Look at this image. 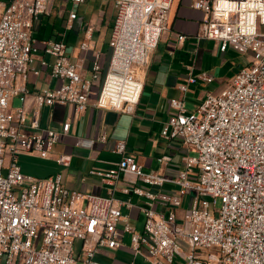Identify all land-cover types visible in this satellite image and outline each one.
Segmentation results:
<instances>
[{
    "label": "built area",
    "instance_id": "obj_1",
    "mask_svg": "<svg viewBox=\"0 0 264 264\" xmlns=\"http://www.w3.org/2000/svg\"><path fill=\"white\" fill-rule=\"evenodd\" d=\"M110 1L117 12L107 68L96 59L86 78L63 40L46 41L45 52L54 58L50 76L59 84L33 93L29 78L40 74L33 27L53 0H0V264H103L95 260L97 252L123 247L126 236L134 257L148 264H264V0H193L204 14L199 38L218 42L223 53L250 55V61L194 112L186 110L184 98L170 100L174 112L162 136L198 153L186 157L178 176L144 172L124 141L116 145L121 159L115 168L90 172L112 187L107 195L71 190L62 174L35 178L22 172L20 156L49 159L60 139L43 127L42 109L70 105L83 113L92 98L99 109L133 113L138 105L140 69L157 49L175 0ZM200 80L211 83L212 77ZM180 90L185 95L187 85ZM15 98L18 108L12 107ZM70 126L65 123L63 131ZM55 160L69 166L71 157ZM166 184L175 190L163 191ZM131 196L144 202L142 232L122 210L133 206ZM185 196L191 197L189 207L179 216ZM156 203L168 212L157 211ZM211 248L219 253L207 254Z\"/></svg>",
    "mask_w": 264,
    "mask_h": 264
},
{
    "label": "crops",
    "instance_id": "obj_2",
    "mask_svg": "<svg viewBox=\"0 0 264 264\" xmlns=\"http://www.w3.org/2000/svg\"><path fill=\"white\" fill-rule=\"evenodd\" d=\"M192 3L193 0H175L167 29L162 34L157 49L152 53L149 64L140 69L144 89L134 112L96 108L94 98L83 113L76 112L70 105H54L42 109L40 113L43 127L56 130L60 139L49 159L24 155L29 164L26 173L21 166L25 175L31 176L29 173L34 172L40 175L37 178H48L62 174L65 186L71 190L107 195L112 187L90 172L107 171L116 167L121 159L116 151V145L120 141L126 143L127 153L135 157L144 172L174 178L184 170L185 146L178 140H168L162 136L165 124L174 112L170 100L184 98L186 107L189 95L195 94L197 109L211 93L198 91V84L212 85L217 81L220 83L228 74L233 78L245 66L240 63L236 68L230 64V60L237 54L234 50L228 49L223 53L218 42L199 38L204 31V14L194 9ZM72 12L76 13L75 19H70ZM116 12L115 4L110 0H84L82 3L53 0L47 12L34 23L33 38L37 49L34 68L40 69V74L30 76L29 90L36 93L59 84L50 76L54 58L45 52L46 41L63 40L66 44V55L86 78L90 77L91 67L96 59L105 70L111 58L109 41ZM179 36H185V39L180 40ZM83 43L88 44V49L81 48ZM210 54L217 55L220 63L209 60ZM42 61L47 63L46 67L41 66ZM203 74L211 76L212 82L201 81ZM190 78H197L198 83L189 84ZM219 83L217 93L228 86L225 84L226 86L220 87ZM182 85L188 87L185 95L180 90ZM15 100L16 98L12 100V107ZM34 108L30 98L27 103L29 113ZM65 123L71 125L67 133L63 131ZM59 155H69L70 165L59 164L55 160ZM163 157L166 158L165 161L160 162ZM34 161L37 164L34 165ZM173 190L175 187L171 184L163 187L165 192ZM115 195L126 198L119 191ZM190 198H183L182 206L177 208L179 216L188 208ZM130 200L133 206L123 207V213L127 215L129 224L136 231L142 232L144 214L140 206L144 202L135 196H131ZM154 208L162 213L168 212V208L160 203H156ZM126 239L127 236L125 245L118 250L128 258L120 264H148L143 257H134L130 238L128 242Z\"/></svg>",
    "mask_w": 264,
    "mask_h": 264
},
{
    "label": "rangeland",
    "instance_id": "obj_3",
    "mask_svg": "<svg viewBox=\"0 0 264 264\" xmlns=\"http://www.w3.org/2000/svg\"><path fill=\"white\" fill-rule=\"evenodd\" d=\"M235 58H232L230 60V64L236 68H238V66H240V63L244 65H247V63L250 61V55H244V54H235L234 56ZM218 56H213V54L211 55L210 54V57H209V60H212L214 61V63H217L219 61V59H217ZM227 67L230 66V65H226ZM221 67V65H220ZM226 67V68H227ZM232 75L231 74H228L223 81H221L220 83L217 81L216 84H212V85H203L202 83L198 84V91H209L211 93H217L216 91V88L218 87L217 84L219 83L220 87L221 86H224L225 84L226 85H229L230 82H231V77ZM225 85V86H226ZM228 87V86H227ZM196 96L195 94L193 95H189V97L187 98L186 100V110L189 111V112H194L196 111V103H195V97ZM21 106V102L16 99L13 103V107L14 108H18ZM184 158L188 157V156H193V157H196L197 156V151L194 149V148H191V147H184ZM20 165L24 168V172L26 173L27 169L26 167H29V164L25 161V156L22 155L20 156ZM35 161H37V159H35ZM33 162V164L35 165L36 162ZM38 162H40V160H38ZM37 164V163H36ZM31 174L32 177H35L37 178L38 174L34 173V172H31L29 173ZM187 207H189V203L187 205ZM218 207H220V203H218ZM128 239H129V236H127V239L126 241L128 242ZM205 252L207 254H210V253H216L218 254L219 253V250L217 248H211V249H207L205 250ZM127 255H123V253H120L118 249H107V248H101L99 252H97L96 256H95V260L100 262V263H103V264H120L121 262H123L124 260H127Z\"/></svg>",
    "mask_w": 264,
    "mask_h": 264
}]
</instances>
